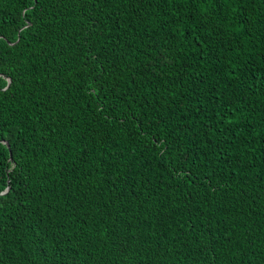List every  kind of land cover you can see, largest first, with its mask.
I'll return each mask as SVG.
<instances>
[{"label":"trees","instance_id":"1","mask_svg":"<svg viewBox=\"0 0 264 264\" xmlns=\"http://www.w3.org/2000/svg\"><path fill=\"white\" fill-rule=\"evenodd\" d=\"M6 187L0 264H264V0H0Z\"/></svg>","mask_w":264,"mask_h":264},{"label":"water","instance_id":"2","mask_svg":"<svg viewBox=\"0 0 264 264\" xmlns=\"http://www.w3.org/2000/svg\"><path fill=\"white\" fill-rule=\"evenodd\" d=\"M10 81V79H8V82ZM4 143H6L7 145H8V143H7V141H3ZM8 189H9V187H6L0 194H4L5 192H7L8 191Z\"/></svg>","mask_w":264,"mask_h":264}]
</instances>
